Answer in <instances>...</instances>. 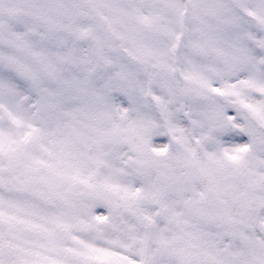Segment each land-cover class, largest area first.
Wrapping results in <instances>:
<instances>
[{
    "label": "snow or ice",
    "instance_id": "obj_1",
    "mask_svg": "<svg viewBox=\"0 0 264 264\" xmlns=\"http://www.w3.org/2000/svg\"><path fill=\"white\" fill-rule=\"evenodd\" d=\"M0 264H264V0H0Z\"/></svg>",
    "mask_w": 264,
    "mask_h": 264
}]
</instances>
